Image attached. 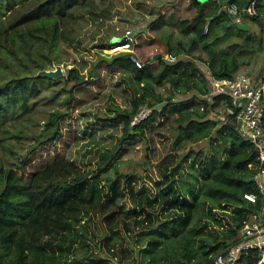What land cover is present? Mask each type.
Segmentation results:
<instances>
[{
	"label": "trees",
	"instance_id": "trees-1",
	"mask_svg": "<svg viewBox=\"0 0 264 264\" xmlns=\"http://www.w3.org/2000/svg\"><path fill=\"white\" fill-rule=\"evenodd\" d=\"M248 1L161 5L152 25L156 31L166 28L165 37L157 34L149 44L164 45L162 56H154L156 65L140 58L144 67L138 68L132 52L101 54L87 73V63L75 62L60 82L39 74L65 63L66 48L82 45L78 22L102 16L100 0H23L1 9L0 264H114L111 259L117 264H215L218 253L239 241L241 228L264 205L261 195L256 203L245 199L258 193L252 179L264 165L255 144L241 137L239 109L230 97L216 95L202 112L179 114L172 155L160 164L166 185L161 198L137 191L141 175L116 171L112 177L110 171L126 142L135 135L145 138L143 124L131 125L141 108L154 107L149 121L163 117L176 96L208 94L209 79L196 59L207 63L215 79L239 72L236 49L225 54L217 48L223 42L219 35L228 38L236 28L226 6L236 4L243 19L250 18L244 12ZM252 8L251 18L262 22L264 0H254ZM235 32L244 38L240 52L264 51L262 34L251 36L238 27ZM118 40L93 49H112ZM196 49L208 59L192 57ZM126 70L133 77L131 108L116 106L107 120L123 124L119 147L102 152L96 170L85 172L66 155L77 139L72 112L79 102L95 98L89 90L104 73ZM167 84L172 96L156 94L157 85ZM222 100L233 112L218 128L211 110ZM261 105L264 126V99ZM201 141H208L210 156L193 148ZM46 153L50 159L33 169ZM104 178L107 186L101 184ZM98 216L101 226L93 224Z\"/></svg>",
	"mask_w": 264,
	"mask_h": 264
},
{
	"label": "rangeland",
	"instance_id": "rangeland-1",
	"mask_svg": "<svg viewBox=\"0 0 264 264\" xmlns=\"http://www.w3.org/2000/svg\"><path fill=\"white\" fill-rule=\"evenodd\" d=\"M19 1L21 3L23 0H4L0 2V11H2L1 9L12 7L15 2ZM173 1L174 0H100L99 6L102 16L99 18L86 16L84 19L79 20L78 37L82 41V45L77 48H66L67 52L64 56L67 61L61 65H54L53 69L57 66H62L65 71L64 75H66L68 69L73 67L75 62L76 64L87 63L84 68V71L87 73L92 68L93 62L98 60L101 54L113 55L117 53L114 51V48L105 51L99 48L93 49L94 44L105 41L111 42L113 38H119L117 41L119 43H115L114 45L116 46L123 41L128 32L132 33L138 45L142 47L146 44L149 45L160 32L156 31L154 25H152L158 17L157 11L160 5H171ZM179 1L180 0H176L175 3L177 4ZM9 13L10 10L7 11L6 15H9ZM249 21L252 26V32L256 34L259 33L262 29L261 22L255 20ZM164 30H166V28L161 30L162 35L164 34ZM234 33L236 32L234 31L232 34ZM153 45H155V43ZM160 52L162 53L163 50ZM156 53L157 52L154 51L153 54L147 57L150 58L151 56H155ZM199 56L206 57L204 54H199ZM258 64L259 68H264V59H259ZM119 73L120 72L110 75L104 73V78H100V82H95L89 90L90 95L95 98L88 99L81 103L79 102L72 112L71 122L74 128L77 126V139L75 143L68 148L66 155L68 159L88 173H92L96 170L97 161L102 152L108 149L116 150L117 147H119L118 142L123 135L122 123H111L107 121L108 117L116 114V106H120L123 110L128 107L131 108L132 96L126 91V82H123V79H127L126 76L123 74L119 75L118 83H120V90H114L116 76H118ZM54 80L60 82L62 78ZM154 100L155 99H153L152 102H154ZM148 108L151 111L154 110V107H150V105ZM155 108L160 107L157 105ZM158 117L151 118L149 121L146 120L142 123L145 138L140 135H135L126 142L120 150L118 157L113 161L110 171L112 177L116 171L141 175L142 179H139L137 191L144 190L153 198H161L163 191H165L166 185L165 179L161 173L160 161L167 155L164 152H166L168 146V139L174 136L173 120L167 122L168 126L166 124L164 126L168 127V135L166 137V135L161 132V126L164 122L162 123V118L160 120ZM174 138H176V136H174ZM174 140L175 139H173V141ZM50 156L51 154L47 155L46 153L42 159L35 162L33 169H37L44 165L47 160L50 159ZM106 183L105 178L101 179V184L103 186H107ZM126 186L128 187V183H126ZM126 205L131 206V201L127 200ZM100 219L101 217L98 216L93 224L100 222L101 226L102 223ZM115 262H117L116 259Z\"/></svg>",
	"mask_w": 264,
	"mask_h": 264
},
{
	"label": "built area",
	"instance_id": "built-area-1",
	"mask_svg": "<svg viewBox=\"0 0 264 264\" xmlns=\"http://www.w3.org/2000/svg\"><path fill=\"white\" fill-rule=\"evenodd\" d=\"M229 14L236 24H241L243 16L236 4L227 6ZM256 14L255 8L249 10ZM264 26V20L262 21ZM208 25L206 26V32ZM136 39L128 32L120 44L114 46L115 52H132ZM112 48V49H113ZM140 69L144 62L138 57L132 58ZM150 65L155 63L154 56L149 58ZM214 95H226L230 97L232 106L239 109V133L244 140L255 144L259 159L264 165V126L262 100L264 99V78L261 84H254L247 75H240L228 79H214ZM152 111L147 107L141 108L132 118L131 125L138 126L145 122ZM258 193L245 195L251 203H256L259 196H263L264 202V166L256 175ZM215 264H264V205L259 214L253 216L239 231V241L215 256Z\"/></svg>",
	"mask_w": 264,
	"mask_h": 264
},
{
	"label": "crops",
	"instance_id": "crops-1",
	"mask_svg": "<svg viewBox=\"0 0 264 264\" xmlns=\"http://www.w3.org/2000/svg\"><path fill=\"white\" fill-rule=\"evenodd\" d=\"M249 20L252 21L253 19L251 17L249 19L244 18V19H242L241 24H233V23L232 24L236 25V28L238 27V25L244 24L247 26V29H243V30H245L251 36H261V34H262V36L264 37L263 23L261 22V26H262L261 31L256 34L255 32L254 33L252 32V26L250 25ZM236 28H234V31ZM161 30L159 32V35H162ZM217 30H218V27H217ZM165 32H166V30H164V34H165ZM177 35H178V33H176L175 36L173 37V40H172L173 44L177 40ZM225 36H226L225 33H221L219 35L220 38L221 37L223 38V42L221 43L220 47L217 48V51L218 52H224L225 54H227V53L229 54L231 51L236 49V51H237L236 55L239 59V62L242 64V67L239 68V72L234 77H237L240 75H247L248 77H250V79L252 80V82L254 84H257V85L261 84V81L264 78V68H259L258 63H259V59H264V51L262 53L258 52L257 54H255V53H253V51H248V49H245L244 51L240 52L241 51L240 47H241V45H243L244 38L240 37L237 34H231V36H229L228 38H226ZM163 37H165V35ZM134 45H135V48H134L135 55L139 56V58H146V59H149L147 56L153 54L154 51L157 52L155 55H157L158 57H161L162 54H160V51H162V49L164 48V45L162 43H155V45L146 44L145 46H143V47L141 46L139 48L137 47V46H140V45H138V42L134 43ZM237 45H238V47H237ZM150 52H152V53H150ZM199 54H201V53L199 52L198 49H196V50H194L192 57L199 58ZM202 54H204V56H206L205 58L204 57L203 58L205 60H207L208 54L205 51ZM233 54L234 53L232 52L231 55H233ZM192 57L191 58L185 57V59L186 60H194ZM182 58H183V56H182ZM195 61L197 62L196 64L198 65V67H200L203 70V72L207 75V78L209 79L208 94L207 95H201L199 93H196L194 95L193 93H190V94H187L185 96H176L173 99V103L165 111L163 117H158V115L155 116V118L158 117L160 120L162 118L161 122L162 123L164 122V124L161 126L162 127L161 132L164 133L166 135V137L168 135V131H167L168 127H164V126H165V124L167 125V122L173 120V122H174V125H173L174 136H177L176 135L177 134V122H176V120H177L179 114L181 112H184V111H188V110L192 111L195 109H199L202 112L204 110L205 103L211 102L213 100V97L216 96L213 94V89H214L213 80L215 78L210 74L209 66L207 65L206 62L201 61L199 59H196ZM156 64H157V61H155L154 65H156ZM155 68H157V67H155ZM120 74H123L124 76L127 77V79H123L124 80L123 82H126V85H127L126 91L128 92V94L130 96H132V88H131L130 84L132 82L133 77H132V74L129 70L120 72L118 74V76H116V80H115L116 82H115L114 90L115 91L120 90V83H118ZM155 90H156V94L161 95L164 98L170 97L173 94V90L169 84L164 85V86L157 85ZM151 102H152V100H151ZM152 103H154V102H152ZM129 104H130V101H129ZM159 107L161 108L162 106L159 105ZM128 108L130 109V107H128ZM232 112H233V109L231 107H229L228 103L225 100H222L217 105H215L213 107V109L211 110V118L219 121L218 128H220L228 122V120L231 117ZM216 130L217 129H214L213 132H215ZM174 136L172 138L168 139V146L166 148V152H164L167 155L165 157L163 156L164 158L160 162L164 161L170 155H172V151H171L172 146L171 145H172L173 139H175ZM162 137H164V136H162ZM193 148L195 149V151H198L200 149H204L206 151H209L208 156H210L212 153V150H210L208 148V141H201L200 143H198Z\"/></svg>",
	"mask_w": 264,
	"mask_h": 264
},
{
	"label": "water",
	"instance_id": "water-1",
	"mask_svg": "<svg viewBox=\"0 0 264 264\" xmlns=\"http://www.w3.org/2000/svg\"><path fill=\"white\" fill-rule=\"evenodd\" d=\"M200 2H207L209 0H198ZM254 0H249L248 3L245 5L244 7V12L248 17H252V14L250 13L249 9H250V5ZM238 28L241 29H247L246 25H238ZM64 69L62 68V66H57L55 69L53 70H44L41 71L39 75L48 77V78H52V79H58V78H62L64 76ZM257 179V177L255 179H252V181H255ZM112 262H115L113 259H111ZM117 264V263H114Z\"/></svg>",
	"mask_w": 264,
	"mask_h": 264
}]
</instances>
